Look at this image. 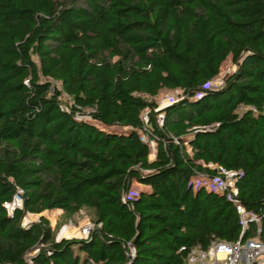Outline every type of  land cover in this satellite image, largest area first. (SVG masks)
<instances>
[{
  "label": "trees",
  "instance_id": "16d2710c",
  "mask_svg": "<svg viewBox=\"0 0 264 264\" xmlns=\"http://www.w3.org/2000/svg\"><path fill=\"white\" fill-rule=\"evenodd\" d=\"M211 162L261 226L195 183ZM134 182L151 189L124 200ZM83 209L86 238L22 225ZM241 237L264 242V0H0V264H186Z\"/></svg>",
  "mask_w": 264,
  "mask_h": 264
},
{
  "label": "built area",
  "instance_id": "2783aa9c",
  "mask_svg": "<svg viewBox=\"0 0 264 264\" xmlns=\"http://www.w3.org/2000/svg\"><path fill=\"white\" fill-rule=\"evenodd\" d=\"M224 84V78L219 80L217 77L208 81L204 88H218ZM180 97V96H179ZM179 97L171 96L165 99V103L156 110L161 109L169 104L179 100ZM247 107L241 106V109ZM142 119L147 123L149 121L148 111L143 112ZM160 124H162L163 116L159 115ZM142 138L149 143L151 150H155L157 144L155 140L150 139L148 135L142 134ZM209 166L216 169V174L213 176H201L195 179L196 184H202L209 190H215L225 194L229 200L237 205V209L241 214L244 229L250 222H257L261 226L262 216L254 211H247L239 200L238 187V171L228 169L217 163H209ZM21 190L14 196L10 202H5V206L10 214H13L17 207L22 206V199L20 196ZM139 191L133 187L124 195V200L136 198ZM82 211V210H81ZM28 215L34 213L28 212ZM26 218V219H25ZM31 223L27 221L26 215L22 219L23 226H29ZM96 223L92 219H88L84 225L80 227L79 238H86L89 236ZM70 236H59L57 240ZM76 237V236H75ZM132 248V252H133ZM32 263V260H30ZM264 263V242L258 238L243 239L241 237L236 241L213 239L207 248L200 245L192 247L188 252V259L186 264H263Z\"/></svg>",
  "mask_w": 264,
  "mask_h": 264
},
{
  "label": "rangeland",
  "instance_id": "374dc122",
  "mask_svg": "<svg viewBox=\"0 0 264 264\" xmlns=\"http://www.w3.org/2000/svg\"><path fill=\"white\" fill-rule=\"evenodd\" d=\"M235 67L236 65L232 62V60L230 58L227 59L222 64L221 72L217 76V78L219 80H222L225 77V75L227 73L232 72L235 69ZM180 95H181V91L179 90L163 91L157 98L158 105L156 109L165 103V99L167 97H171V96L179 97ZM146 111L148 110H145L144 112ZM144 187L145 186L139 182L133 183V188L137 189L139 192L142 191ZM43 213L51 221V225L55 231L56 237L59 236L79 237L80 227L84 225L88 219H92L91 212L88 211L87 209H83L73 217L68 216L63 210L57 213H55L54 210H45L43 211ZM26 217L29 223H33L39 220L40 214H33V215L26 214Z\"/></svg>",
  "mask_w": 264,
  "mask_h": 264
},
{
  "label": "crops",
  "instance_id": "0c3cea01",
  "mask_svg": "<svg viewBox=\"0 0 264 264\" xmlns=\"http://www.w3.org/2000/svg\"><path fill=\"white\" fill-rule=\"evenodd\" d=\"M157 147V146H156ZM156 148H155V150H151V153H150V156H149V158H150V160H153L155 157H156ZM140 183V182H139ZM142 184V183H141ZM142 185H144L145 187H144V189H142V190H144V191H149L150 189H151V187L149 186V185H145V184H142ZM43 213V212H42ZM41 215V214H40Z\"/></svg>",
  "mask_w": 264,
  "mask_h": 264
},
{
  "label": "water",
  "instance_id": "95a60500",
  "mask_svg": "<svg viewBox=\"0 0 264 264\" xmlns=\"http://www.w3.org/2000/svg\"><path fill=\"white\" fill-rule=\"evenodd\" d=\"M41 215H45V214H44V213H41ZM41 215H40V216H41Z\"/></svg>",
  "mask_w": 264,
  "mask_h": 264
}]
</instances>
